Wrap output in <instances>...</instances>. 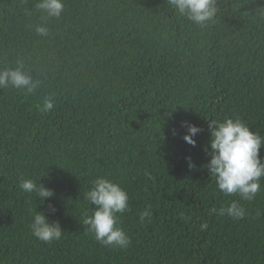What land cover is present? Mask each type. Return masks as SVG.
<instances>
[{"label": "trees", "instance_id": "obj_1", "mask_svg": "<svg viewBox=\"0 0 264 264\" xmlns=\"http://www.w3.org/2000/svg\"><path fill=\"white\" fill-rule=\"evenodd\" d=\"M37 2L0 0V69L21 61L41 82L32 94L0 89V264H264V178L249 202L203 167L210 122L264 136V0H217L205 27L167 0H63L46 21ZM48 97L54 108L38 111ZM182 121L202 129L195 147ZM99 177L128 195L117 214L127 248L83 224ZM25 179L53 196L41 203ZM232 202L243 219L218 214ZM35 211L59 224V240L32 235Z\"/></svg>", "mask_w": 264, "mask_h": 264}, {"label": "clouds", "instance_id": "obj_2", "mask_svg": "<svg viewBox=\"0 0 264 264\" xmlns=\"http://www.w3.org/2000/svg\"><path fill=\"white\" fill-rule=\"evenodd\" d=\"M167 3L180 16L201 27L213 22L218 11L217 0H167ZM35 8L43 14L41 19L46 21L58 19L64 10V4L63 0H38ZM35 32L39 36H47L48 28L44 24H39L35 26ZM40 83L24 70L21 61L17 62L15 68L0 69V89L11 86L26 94H32ZM36 107L38 111L48 113L54 108V103L52 98L48 97ZM181 127L186 131L182 137L183 141L195 147L194 137L202 129L187 121H182ZM208 128L210 139L205 151L210 159L203 167L215 179L217 189L225 196L238 194L241 199L252 201L260 190L261 178H264V157L260 156V150L264 148V136L250 131V128L239 119L212 121ZM185 159L190 170L195 167L191 157ZM19 188L25 193L35 192L41 203L53 196L52 190L37 185L31 179L22 180ZM85 198L93 207V211L90 216H85L83 224L88 226V231L93 234L95 240L106 247L127 248L131 241L117 226L119 222L117 214H123L129 209L127 193L118 184L99 177L93 182V187L86 193ZM218 214L243 219L245 209L232 202L227 207L219 209ZM146 218L151 219V212L147 209L140 213L139 220L143 223ZM30 227L32 235L45 243L59 240L63 234L58 223L49 224L46 216L36 211ZM206 227L207 224L201 225L202 230Z\"/></svg>", "mask_w": 264, "mask_h": 264}]
</instances>
